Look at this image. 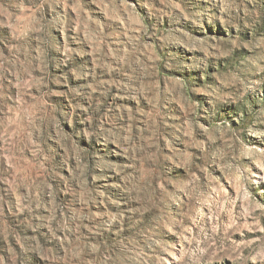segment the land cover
Returning a JSON list of instances; mask_svg holds the SVG:
<instances>
[{"label":"rangeland","instance_id":"rangeland-1","mask_svg":"<svg viewBox=\"0 0 264 264\" xmlns=\"http://www.w3.org/2000/svg\"><path fill=\"white\" fill-rule=\"evenodd\" d=\"M232 2L233 0H173L176 7L169 9L166 6V0H62L60 4H55L52 8H55L61 16L66 13L68 23L65 25V30L61 32L58 28L45 26L40 32H35L33 16L39 18L42 14L45 20L52 19L53 11L46 0H0V250H3L0 251V256L3 257L0 264H59V258L65 256L67 252V244L64 242L62 232L56 233L58 239L48 242L41 240L43 250L39 252L22 251L16 243L17 237L23 242L26 235H36L32 229H25L20 223L21 220L28 218V212L24 207V195L31 191L32 180L47 179L48 164L45 159L51 147L33 136L31 147L24 149L23 141L27 128L26 118L33 113L40 116L42 110L54 109L60 112L67 107L74 109L75 116L80 114L81 109L75 107L78 101L73 99L70 89L89 83L91 77L88 80H77L73 70L80 73L95 67L98 78L109 79L107 72L94 63L97 59L95 37L89 39V36L95 32L96 26L103 25L106 34L119 35L125 42H135L141 37L145 26L149 32L153 31L154 24L157 30L163 31L168 28V20L171 17L181 16L186 25L184 31L189 38L203 39L207 36L214 38L213 42L227 41L229 35L235 36L236 32L229 23L228 17L227 6ZM235 2L240 3V0ZM247 7L252 8L253 5L249 4ZM256 7L258 14L264 11V0ZM161 9L169 13L163 17L162 25L156 24V21L160 19ZM201 15L203 16L202 26L199 22L193 26V19ZM208 17H212V20L209 21ZM73 22H77L81 29L79 32L81 43L72 39L76 35L71 26ZM247 38V33L242 32L241 39L247 42ZM57 41L62 48L66 42L67 48L56 52ZM143 43L151 45V48H144V51L148 54L147 63L155 76L154 79L149 78L145 82L146 88H163L165 78L169 81L183 82V89L178 94L177 102L170 110L176 122L184 125V132L178 134L181 142L178 143L173 139L170 130H164L166 138L172 141L173 148L181 151L187 149L192 157V165H200L202 163L200 157L203 151L207 150L203 130L211 129L212 124H222L225 121L235 130L242 117L249 121L255 134H250L248 131L238 132V139L237 136L229 134L219 143L229 145L233 154L239 157L243 166L249 168L255 177L264 174V115H261V110L264 109V78L255 74L245 78V84L248 80H253L255 87L247 90L243 101L235 99V94L237 91H244V86L231 85V91L227 92L229 99L220 101L215 114L209 116L207 113L211 110V104L208 102V92L203 87L207 76L196 70L189 73L180 72L172 66L164 67L166 61L170 64L175 61H168L166 52L162 51V45L165 49L171 48L173 51L179 47L183 52L191 55V51L185 47V44L177 45L153 36H145ZM105 45L115 50L111 38L101 42V48ZM229 48L230 46L221 44L219 48H210L206 52L197 49L196 55L200 58L207 57L212 61L227 62L235 56V53L229 54ZM237 51L246 52L247 49ZM141 59L144 57L141 56ZM5 60L15 61V75L12 72L3 71ZM57 60L63 61L62 70H57L55 67L54 62ZM65 77L67 82H64ZM112 79L119 82L121 76L114 75ZM193 88L199 90L194 92ZM111 89L107 97H100L101 103L108 106L115 105L117 109L127 108L131 114L133 133L135 134L137 129H143L145 125L142 120L137 119L135 102L121 99L122 93L118 83H113ZM183 90H187L190 104L184 102ZM194 114L201 127L192 128V135L188 136L187 132ZM233 117L236 119L234 120ZM60 127L65 132L69 130L62 121ZM190 142H205L204 149L198 146L192 147ZM77 143L86 152H93V147L88 143L79 141ZM92 144H95L94 140ZM110 147L115 150L112 155H105L104 152L96 154L104 157L108 164L115 165L116 171L111 168L105 169V173L109 176L107 183L97 181L93 186L89 179L91 194L95 196L96 189L103 192L104 203L97 207L96 204L87 201L85 207L86 197L78 185L71 186L79 193V197L73 200L72 192L60 190L65 188L61 183L57 189L56 204L66 209L76 204L84 208L85 212L91 211L97 214L103 211L113 214L121 211L130 213V205L126 199L128 193L124 191V179L119 169L130 164L131 161L127 155L119 154L124 151L122 148L117 145H110ZM59 151L62 152L63 149ZM171 154L172 148L164 150V155ZM93 163L94 160L90 157L89 170L99 174L98 170L93 169ZM168 163L171 162L165 161V164ZM231 166H236L235 160H231ZM57 171L61 176H68L67 171L59 169ZM178 172L179 180L175 175L166 176L164 168L161 167L159 169L160 186L166 188L169 193H174L177 192L178 182H184L187 177H195L200 181L201 192L207 193L213 190L207 187L209 183L213 184L214 188L218 184L216 194L218 197H223L219 214H209L206 217L208 227L215 229L216 238L211 241L199 264H241V259L238 257H246L250 252L256 255L264 251V183H251L241 174L229 171V166L224 163L215 168H208L207 176L194 166L179 167ZM166 180H172V185L165 183ZM20 181L29 186L27 188L20 186ZM49 183L52 182L49 181ZM52 187L57 188V185L52 184ZM179 195L184 201L183 211L189 212L196 204L197 193L193 191L191 198L183 192H179ZM229 200L232 201L231 204ZM109 201H119V204ZM41 202H46V198L41 197ZM9 206L13 207L14 212L19 213V218L9 213ZM131 206L139 207V201H132ZM203 211L208 213L207 206L203 208ZM36 212L47 214L46 209H37ZM170 214L173 218H181L180 206L175 202L170 205ZM64 215L67 216L68 212L66 211ZM144 215L148 216L149 213L145 212ZM194 219L193 214L192 218L184 220L185 227L192 228V232L187 233L189 238L196 235L198 231L193 225ZM84 224L87 227L78 230L83 243L90 241L97 246L109 244L107 236L103 232L97 233L90 221L84 220ZM224 225L228 226L226 230ZM112 227L115 229V225ZM172 228L173 232H169L167 228L162 229L167 233V238L163 240L165 245L176 244L180 239L177 235L180 231L179 226ZM73 239V236L68 237L69 242ZM185 246H188L187 242ZM145 251L151 255L149 249L145 248ZM163 255L169 264H182L178 260L173 261V257L179 256L178 251L173 250L172 257L167 253ZM89 261L90 257L82 255L80 264H89ZM149 264H152L151 260ZM247 264H264V261L258 258L256 261H248Z\"/></svg>","mask_w":264,"mask_h":264},{"label":"clouds","instance_id":"clouds-1","mask_svg":"<svg viewBox=\"0 0 264 264\" xmlns=\"http://www.w3.org/2000/svg\"><path fill=\"white\" fill-rule=\"evenodd\" d=\"M46 2L52 8L53 5L60 4L62 0H46ZM260 2L262 0H240V3L233 0L227 6L229 8V23L236 29L235 36L229 35L227 41L213 42L214 38L207 36L203 39L189 38L184 31L186 25L181 16L171 17L168 20V28L163 31L157 30L154 24L153 31L149 32L145 26L141 37L135 42H125L119 35L106 34L103 25L96 26L95 32L89 36V39L95 37L97 59L94 63L107 72L109 79L98 78L95 67L80 73L73 70L77 80H88L91 77L89 83L83 84L79 88L70 89L73 99L78 101L75 107L81 109L80 114L75 116L74 109L65 107V110L60 112H56L54 109L51 111L42 110V115L36 116L33 113L26 118L27 128L23 148L31 147L33 136L51 147L48 157L45 159L48 164L47 179L32 180L31 191L24 195V207L28 212V218L21 220L20 223L25 229H32L36 235H26L23 242L17 237L16 243L22 251H42L41 240L48 242L58 239L56 233L62 232L64 242L67 244V252L65 256L59 258V264H80L82 255L90 257L89 264H133V262L149 264V260L152 261V264H169L163 253L172 257L173 250L179 252V256L173 257V261L178 260L182 264H199L211 241L216 238L214 236L215 229L208 227L206 217L209 214L218 215L220 212V203L223 197H218L216 194L218 184L214 188L213 184L209 183L207 187L213 190L203 193L200 191V181L195 177H187L184 182L177 183V192L169 193L166 188L160 186L159 169L163 167L166 176L175 175L179 180V167L194 166L207 176L208 168H215L224 163L229 166V171L241 174L249 182L264 183V174L255 177L249 168L243 166L239 157L233 154L229 145L219 143L229 134L237 136L238 132L248 131L250 134H255V132L249 121L242 117L235 130L226 121L222 124H212L211 129L203 130L206 136L207 150L203 151V155L200 157L202 163L192 165V157L188 150L181 151L173 148L172 141L166 138L164 132V130H170L173 139L178 143L181 142V137L178 134L184 132V125L176 122L170 114V110L177 102L178 94L183 89V82L169 81L165 78L163 88H146L145 82L149 78L154 79L155 76L147 63L148 54L144 51V48H151V45H145L143 40L145 36H153L177 45L185 44V47L191 51V55L183 52L179 47L173 51L171 48L165 49L162 45V51L166 52L168 61H175L172 64L166 61L164 67L172 66L180 72L187 71L189 73L196 70L207 76L203 87L208 92V102L211 104V110L207 115L212 116L217 111L218 103L229 99L227 92L231 91V85L244 86V91H237L235 94V99L243 101L247 90L255 87L253 80H248V83L245 84V78L250 74L264 78V11L258 14L256 7ZM249 4L253 7H247ZM166 6L169 9L176 7L173 0H166ZM52 11L51 20H45L42 14L39 18L33 16V31L40 32L45 26L58 28L61 32L65 30V25L68 23L66 13L61 16L55 11V8H52ZM166 15L169 13L161 9L159 11L160 19L156 21V24L162 25L163 17ZM208 19L211 21L212 17H208ZM202 20L203 16H198L193 19L192 25L199 22L202 26ZM71 26L76 33L72 39L81 43L79 35L81 29L78 23L73 22ZM242 32L247 33V42L241 39ZM109 38L112 39L115 50L108 48L107 45L101 48V42ZM42 44H44L43 41ZM221 44L230 46L229 54L235 53L233 59L227 62L212 61L207 57L200 58L196 55L197 49L206 52L210 48H219ZM66 48V42L62 48L57 41L56 52ZM238 49H247V51H237ZM141 56L144 59H141ZM54 64L57 70H62V60H57ZM3 71L12 72L15 75V61L5 60ZM114 75L121 76V80L118 82L112 79ZM64 82H67L66 77ZM113 83H118L122 100L129 99L135 102L137 119L142 120L145 125L143 129H137L135 134L131 127V114L127 108L117 109L115 105L108 106L101 103L100 97H107L111 93ZM198 90L197 88L192 89L194 92ZM186 93L187 90H183V100L190 104ZM85 105L87 106L85 107ZM261 115H264V109L261 110ZM233 119L235 120L236 117ZM61 121L65 127H68V132L60 127ZM169 121L172 122L169 123ZM200 127L194 114L187 135H192V128L199 129ZM93 140L95 141L94 145L92 144ZM77 141L88 143L93 147V152L88 153L80 148ZM161 142H163V147H161ZM205 142H190V146H198L203 150ZM110 145L122 148L124 151L119 154L127 155L131 161L130 164L119 169V173L124 179V191L128 193L126 199L130 205V213L121 211L113 214L103 211L97 214L91 211L85 212L84 208L76 204L67 209L56 204L57 189L61 183L65 188L60 190L72 192L73 200L79 197V193L71 186L78 185L86 197L85 207L87 201H91L97 207L104 203L103 192L96 189V195L91 194L89 179L93 186L97 181L107 183L109 176L105 173V169L111 168L116 171L115 165L108 164L104 157L96 154L104 152L105 155H112L115 150ZM167 148H172V154L169 156L164 155V150ZM59 149H63V151L61 152ZM41 155L43 156V153ZM90 157L94 160L93 169L98 170L99 174L89 170L88 160ZM231 160L236 161L235 167L231 166ZM165 161L171 163L165 164ZM57 169L67 171L68 176H61ZM165 183L172 185V180H166ZM52 184H56L57 188H53ZM20 186L27 188L29 185L20 181ZM193 191L197 193L196 204L189 212H184V201L179 192H183L184 195L191 198ZM41 197H45L46 202L42 203ZM132 201H139V207L131 206ZM109 202L119 204V201ZM173 202L180 206L181 218L179 219L173 218L170 214V205ZM229 203L231 204L232 201L229 200ZM205 206L208 208V213L203 211ZM37 209H46L47 214H37ZM8 211L19 218V213L14 212L12 206H9ZM66 211L68 212L67 216L64 215ZM145 212H148L149 215L145 216ZM193 214L195 215L193 225L198 231L196 235L189 238L187 233H191L192 228L185 227L184 220L192 218ZM84 220L90 221L97 233L103 232L107 236L109 244L97 246L90 241L83 243L78 230L87 227ZM113 225H115V229H113ZM174 226L180 228L177 233L180 239L176 244L165 245L163 240L167 238V233L162 229L167 228L168 231H171ZM227 227L224 225L225 230ZM69 236L74 237L71 242L68 241ZM185 242L188 246H185ZM145 248L151 251V255L145 251ZM258 258L264 261V251L256 255L250 252L246 257H238L241 259V264L256 261ZM2 259L3 257L0 256V261Z\"/></svg>","mask_w":264,"mask_h":264},{"label":"bare ground","instance_id":"bare-ground-1","mask_svg":"<svg viewBox=\"0 0 264 264\" xmlns=\"http://www.w3.org/2000/svg\"><path fill=\"white\" fill-rule=\"evenodd\" d=\"M169 232H173V228H172V230H171V231H169Z\"/></svg>","mask_w":264,"mask_h":264}]
</instances>
